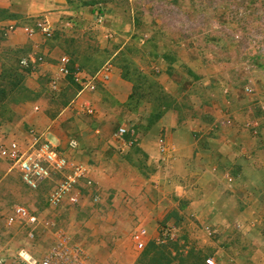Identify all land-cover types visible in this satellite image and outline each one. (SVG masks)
<instances>
[{"label": "crops", "instance_id": "crops-1", "mask_svg": "<svg viewBox=\"0 0 264 264\" xmlns=\"http://www.w3.org/2000/svg\"><path fill=\"white\" fill-rule=\"evenodd\" d=\"M95 18L66 0H0V26L18 28L0 30L2 53L28 48L26 56L42 55L48 62L41 67L50 72L49 87L61 56L90 74L110 65L107 78L97 83L93 93L78 95L76 85L58 79L54 92L62 82L73 85L72 101L61 103L64 108L57 115L50 108L59 99L39 97L33 104L38 111L19 107L21 121L27 129L45 132L64 154L70 152L68 142L76 139L67 142L63 133L80 137L73 156L89 169V180L106 208L101 228L116 232L117 245L119 236L130 230L132 236L139 229L147 231L143 250L134 243L144 253L133 255L132 249L126 255L119 253V263L129 256V264H207L208 258L214 264H264V127L250 115L251 102L260 110L262 100L245 92L252 89L249 84L224 89L213 76L198 84L201 73L187 62L142 66L127 54L135 30L123 27L111 33L104 22L97 26ZM40 19L51 25L48 40L39 33L23 32ZM107 43L117 45L110 48ZM196 84L206 91L221 89L207 112H201L196 96L188 107L189 88ZM159 92L167 103L155 102ZM87 101L96 111L89 122H82ZM157 111L160 118L151 122ZM121 125L133 130L125 144L111 140V133ZM25 134L18 140L23 141ZM169 244L180 246L179 252ZM201 252L206 253L203 258Z\"/></svg>", "mask_w": 264, "mask_h": 264}, {"label": "rangeland", "instance_id": "rangeland-1", "mask_svg": "<svg viewBox=\"0 0 264 264\" xmlns=\"http://www.w3.org/2000/svg\"><path fill=\"white\" fill-rule=\"evenodd\" d=\"M66 1L73 8L92 16V19L101 11L104 26L110 32H119L123 27L127 31L135 30L136 33L127 43V54L128 57L135 58L138 64L146 66L155 62H187L201 73L198 84L202 85L205 83L203 80L212 78L211 76L217 86L224 89H242L245 84H249L255 97L264 101V0ZM95 36H101V33L96 32ZM115 45L117 44L108 46L113 48ZM2 50L3 46H0V62L6 65L12 61L18 65L19 59L30 53L28 48L20 52L8 50L2 53ZM44 63H48L46 58ZM42 67L24 74V86L29 91L25 93L28 99L12 105L11 114L6 115V119L0 118V145L11 139L23 138L28 125L21 121V110L18 112L20 106L26 112H35L33 104L37 98H56L59 101L50 111L58 115L57 112L64 108L60 104L66 101V105L75 97L76 88L70 84L62 82L59 92L51 90L50 72ZM218 90L216 87L213 91H206L197 84L193 85L189 88L188 107H191V100L196 96L201 112H207L219 99ZM251 103L250 115L260 119L264 127V115ZM72 107L69 109H73ZM80 119L82 122L91 120L84 113H81ZM63 135L67 142L70 138L78 140L71 133L64 132ZM48 139L52 140L50 137ZM78 141L81 142L80 137ZM8 169L9 166L0 161V264H29L26 255L38 262L53 242L58 229L86 248L91 258L90 264H122L117 255H126L129 249H132L130 253L133 255L144 253L136 250L131 230L125 237L119 236L122 240L117 245L116 232L101 228L103 222L100 218L106 209L105 204H101L99 200L94 202L84 186L80 187L83 193L80 203L74 206L64 204L52 209L47 204V196L60 176L54 175L36 191H31L23 185L14 170ZM15 206L26 207L36 215L38 223L27 225L16 222L6 225L4 218ZM46 223L54 225L46 226ZM177 235L181 237L179 233ZM168 248L177 253L180 250V246L174 244H169ZM205 254L201 252L199 255L203 258ZM129 261L128 256L123 264H129ZM138 264L155 263L140 261Z\"/></svg>", "mask_w": 264, "mask_h": 264}, {"label": "built area", "instance_id": "built-area-1", "mask_svg": "<svg viewBox=\"0 0 264 264\" xmlns=\"http://www.w3.org/2000/svg\"><path fill=\"white\" fill-rule=\"evenodd\" d=\"M104 22L101 14H97L95 24L101 26ZM0 30L14 32L18 30L15 25L0 26ZM23 32L28 36L41 34L45 40L52 37L51 25L45 20H37L33 27H24ZM44 64L42 55L24 56L19 59V66L28 70H34ZM110 72V65H104L100 70L92 74L71 63L68 56H61L56 64V77L50 81L51 90H57L58 79L67 80L79 88L78 95L84 92L93 93L96 91L97 83L107 78ZM245 92L252 94L250 88ZM261 112L264 114V101L259 104ZM38 111V107H34ZM83 111L88 116L95 114V107L91 102L83 103ZM250 126V124H249ZM255 125H251L254 129ZM26 137L23 141L17 139L9 140L7 144L0 145V160L9 166V171L14 170L24 186L31 191H36L40 185L52 179L54 175L60 179L50 189L47 196V204L52 209L61 207L64 204L77 205L83 199L80 190L81 183L93 198L98 201L97 191L93 189V184L89 180V169L73 156L78 144L76 140H70L67 144L69 154L56 149V147L46 138L45 132L37 131L34 127L26 130ZM133 135L131 127L126 125L118 126L111 133V140L118 144H125L127 137ZM20 222L27 225L38 223L36 215L31 213L24 206H15L10 214L4 218V223L8 226ZM54 225L46 223V226ZM133 241L139 250L145 248L147 242V231L137 230L133 236ZM29 264H90V257L84 246L74 242L65 232L58 229L54 240L48 249L43 253L37 262L34 258L26 255ZM207 264H214L212 258L206 260Z\"/></svg>", "mask_w": 264, "mask_h": 264}, {"label": "trees", "instance_id": "trees-1", "mask_svg": "<svg viewBox=\"0 0 264 264\" xmlns=\"http://www.w3.org/2000/svg\"><path fill=\"white\" fill-rule=\"evenodd\" d=\"M99 14H102L99 11ZM29 71L28 69L21 68L12 61L11 64L2 63L0 65V118L6 119V115L11 114V106L25 102L28 98L25 93H29L28 89L24 86V74ZM154 100L157 104L166 102L165 96L161 93L156 94ZM161 112L157 111L152 114L151 122L158 120ZM9 118V117H7Z\"/></svg>", "mask_w": 264, "mask_h": 264}]
</instances>
